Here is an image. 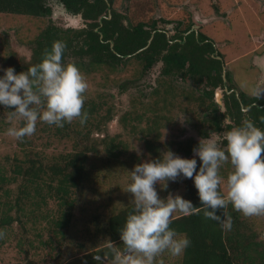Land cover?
Masks as SVG:
<instances>
[{"label": "trees", "instance_id": "obj_1", "mask_svg": "<svg viewBox=\"0 0 264 264\" xmlns=\"http://www.w3.org/2000/svg\"><path fill=\"white\" fill-rule=\"evenodd\" d=\"M59 2L68 13L81 15L86 27L63 30L49 25L44 28L39 37L29 41L32 53L30 60L22 58L21 62L12 66L17 73L39 64L44 53L51 49L56 40L66 43L63 62L75 63L87 75L105 70L116 72V68L125 59L130 60L131 57L128 56L132 55L142 65L143 72L161 60L164 62L163 73L166 76H178L184 80L188 78L204 83L205 88L197 94L191 93L189 101L210 111L211 114L204 120L209 123L211 132L229 131L244 120H251L256 126L264 127V107H261L264 102L247 99L244 94L240 98L235 93L226 95L225 113L220 115L214 91L224 83L222 61L214 57V41L207 35L195 31L186 35L192 28L188 26L182 32L178 29L179 33L173 37L178 41L169 45L162 32H156L152 37L157 29L156 22H140L136 26L125 24L126 16L114 8L115 0ZM0 14L44 18L52 15V8L48 0H0ZM149 40L151 45L138 53L147 47ZM163 86L168 91L166 84ZM121 89V92L126 91L125 86H121ZM154 95L159 97L157 102L161 105L158 108L167 109L168 105L175 104V94L170 97L162 96L157 90ZM254 102L258 104L252 105ZM84 107L89 113L85 125H81L78 119L65 123L62 128L38 121L37 130L32 136L23 140L15 138L18 151L13 158H7L10 168L0 165V230L3 232H8L14 225L24 229L29 221L48 220L53 221L55 234L66 236L71 222L77 218L76 212L84 207V192L92 193V196L96 194L93 186L98 180L94 172L97 162L102 161L107 167L119 164V161L125 162L123 154L127 151L128 143L122 133L111 138L107 135L102 139H92L114 120L113 109H106L103 101L96 103L87 99ZM244 108L250 109L245 112ZM135 111L120 115V126L127 131L129 137L139 135L138 138L145 141L147 152L158 155L161 150L156 133H160L162 127L158 115H150L143 122L147 113L139 114ZM226 120L232 123L224 126ZM8 123L11 126V122ZM20 124L18 122V127ZM208 135L209 133L204 134L205 137ZM54 141H70L72 148L70 151L64 149L61 152L53 150ZM224 144L226 145V141ZM193 147L195 146L188 150V155L192 154ZM224 187L226 183L222 191ZM186 190V197L189 196L194 206H199V197H195L193 189L187 185ZM50 203L53 204L51 209ZM129 203L120 208L113 207V203L106 219L99 214L93 216L90 223L96 226V235L100 239L90 248L91 252L88 250L82 257L87 264H101L102 261L95 258L97 255L112 260L109 253L112 243L123 247L119 230L131 210ZM227 210L232 216L231 230H223L216 221L205 218L202 212L175 215L171 227L186 234L191 244L182 253L180 260H172L174 256L165 252L157 261L160 264H264V238L255 230L252 222L240 218L241 212L233 209L231 205ZM2 238L0 237V242L3 241Z\"/></svg>", "mask_w": 264, "mask_h": 264}, {"label": "rangeland", "instance_id": "obj_2", "mask_svg": "<svg viewBox=\"0 0 264 264\" xmlns=\"http://www.w3.org/2000/svg\"><path fill=\"white\" fill-rule=\"evenodd\" d=\"M48 4L52 8V15L44 18L0 14V68L14 66L22 58L29 61L32 55L29 41L39 37L49 25L63 30L86 27L82 17L68 13L59 0H48ZM114 8L126 16L125 24L131 23L134 26L140 22H156L159 29H174L178 21L182 20L180 29H183L188 24H193L194 29L215 42L218 52L222 54L226 71L231 72V79L226 81L225 86L238 95L245 93L248 98L264 100V93L260 97L252 94L253 88H264V0H115ZM129 59H125L116 68V72L105 70L84 74L88 82L86 99L96 103L103 101L106 109L111 107L114 111V120L92 139H102L107 135L111 138L122 133L128 143L127 151L123 154L125 162L119 161V164L110 167L102 161L97 162L96 171L92 169L98 179L93 186L96 194L92 196V193L84 192V207L76 212L77 218L71 222L66 236L55 234L54 223L48 220L29 221L24 229L14 225L8 232H4L3 241L0 242V264H65L71 261L74 264H87L82 257L100 239L96 235V226L90 221L95 214L106 219L113 203V207L120 208L130 202L132 194L127 192V185L131 182L128 171L136 164L156 159L169 149L182 157L191 158L194 153L188 155V150L191 146L198 145L201 138H206L204 134L207 133L226 149L224 141L227 131L211 132L209 123L204 120L211 114L210 111L189 101L191 93L197 94L205 88L203 82L188 78L184 80L178 76L164 77L161 74L164 67L162 62L156 63L148 72H143L137 59L133 56ZM163 84H166L168 91H165ZM121 86H125L126 91L121 92ZM157 90L162 96L167 92L164 96L175 94V104L168 105L167 109L158 108L161 105L157 102L159 97L154 95ZM218 91L220 97L218 99L215 95L214 99L217 103L220 100L218 110L223 115L226 93L223 87ZM131 110H136L139 114L146 112L143 122L150 115H158L162 124L161 134L156 133L161 150L158 155L147 152L145 141L140 140L139 135L129 137L127 131L120 126V115ZM8 121L4 107L0 106V165L10 168L7 158H13L18 149L15 138L6 134L10 127L7 125ZM9 122L11 126L18 127L19 121ZM231 123L226 120L223 125ZM54 143L53 150L59 152L64 149L70 151L72 148L70 141ZM229 170L230 165H224L222 174L226 177ZM164 184L161 181L156 185L161 198H167L169 194H180L185 198L187 185L193 189L195 197L198 196L191 178L179 177L175 182L168 181L167 187ZM223 190L226 193L227 188L224 187ZM47 207L49 210L53 204L50 203L49 208ZM240 218L252 222L255 230L264 238V215L250 217L242 214ZM181 257L182 254L172 257V260L178 261ZM157 263L160 264L158 261Z\"/></svg>", "mask_w": 264, "mask_h": 264}, {"label": "clouds", "instance_id": "obj_3", "mask_svg": "<svg viewBox=\"0 0 264 264\" xmlns=\"http://www.w3.org/2000/svg\"><path fill=\"white\" fill-rule=\"evenodd\" d=\"M181 24L183 21L179 20L174 29L157 26L152 37L156 32H162L171 45L178 41L173 39L179 33L178 29L182 32L192 26L186 35L200 32L193 24L180 29ZM151 40L138 53L147 49ZM65 50L66 43L56 40L41 62L28 67L27 71L17 73L12 66L0 68L3 73L0 74V106L4 107L7 120L21 122L19 127H8V136L18 140L30 137L36 132L38 121L61 128L74 119L81 125L87 123L89 113L84 105L88 82L75 63L63 62ZM158 62L164 65L158 60L153 66ZM161 74L166 76L163 69ZM262 93L264 88L252 89L255 96L260 97ZM225 139L226 149L214 137L208 136L193 147L191 158L169 149L160 157L138 163L128 171L131 210L119 230L123 247L110 245L113 264H156L162 253L181 255L191 240L171 227L177 212L184 215L202 212L223 230H231L233 226L227 210L229 205L245 216L264 215V129L251 120H244L231 127ZM226 164L230 165V170L225 177L222 167ZM179 177L193 180L199 206H194L193 201L180 194H169L167 198L159 196L157 183L164 181V187H167L168 181L175 182ZM225 183L226 193L222 191ZM3 235L0 230V237Z\"/></svg>", "mask_w": 264, "mask_h": 264}, {"label": "flooded vegetation", "instance_id": "obj_4", "mask_svg": "<svg viewBox=\"0 0 264 264\" xmlns=\"http://www.w3.org/2000/svg\"><path fill=\"white\" fill-rule=\"evenodd\" d=\"M214 46H215V42H214ZM215 48H216V46H215ZM214 57H215L216 59L222 61V78H223V81H224L223 85H221V86H219V87H217V88L215 89V91H214V94H215V95L218 96V95H219V94H218V92H219V91H218L219 88H220V87H223V89L225 90V93H226L225 96H226V95H230L231 93H235L236 96H237L238 98H240L239 96H240L241 94H244V97L247 98V99H259V98H257V97L248 98L247 95H246L245 93H241L240 95H238V93L234 92L232 89L227 88V87L225 86V84H226V81H229V80L231 79V72H230V71H226V70H227L226 63L224 62V60H223V56H222L221 53L218 52L217 48H216V52H215V54H214ZM215 95H214V96H215ZM219 96H220V95H219ZM259 100H261V101L264 102V100L261 99V98H260ZM219 101H220V100H219ZM218 103H219V102H218ZM257 104H258L257 102H254L252 105H257ZM261 107H264V103H263V105H262ZM244 109H247V111H248L250 108H244ZM247 111H245V112H247ZM260 128H261V127H260ZM262 129H264V127H263Z\"/></svg>", "mask_w": 264, "mask_h": 264}, {"label": "water", "instance_id": "obj_5", "mask_svg": "<svg viewBox=\"0 0 264 264\" xmlns=\"http://www.w3.org/2000/svg\"><path fill=\"white\" fill-rule=\"evenodd\" d=\"M218 94L220 95L219 92H218ZM219 95L217 96L218 99H219V97H220ZM218 102L220 103L219 100H218ZM95 258H96L97 260H101V261H103V262H110L111 264H113V261H112V260H109L107 257L101 256V255H97V256H95Z\"/></svg>", "mask_w": 264, "mask_h": 264}]
</instances>
